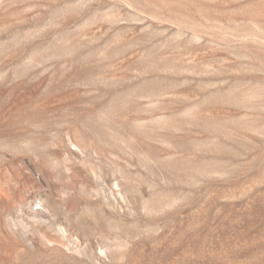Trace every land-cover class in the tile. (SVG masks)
Returning a JSON list of instances; mask_svg holds the SVG:
<instances>
[{
  "label": "rangeland",
  "instance_id": "obj_1",
  "mask_svg": "<svg viewBox=\"0 0 264 264\" xmlns=\"http://www.w3.org/2000/svg\"><path fill=\"white\" fill-rule=\"evenodd\" d=\"M0 264H264V0H0Z\"/></svg>",
  "mask_w": 264,
  "mask_h": 264
}]
</instances>
